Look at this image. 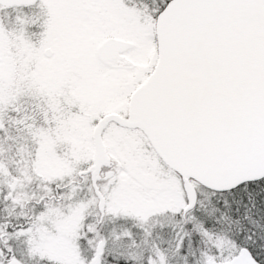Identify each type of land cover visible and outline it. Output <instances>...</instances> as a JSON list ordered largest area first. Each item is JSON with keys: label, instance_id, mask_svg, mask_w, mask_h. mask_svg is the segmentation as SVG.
I'll list each match as a JSON object with an SVG mask.
<instances>
[{"label": "snow or ice", "instance_id": "1", "mask_svg": "<svg viewBox=\"0 0 264 264\" xmlns=\"http://www.w3.org/2000/svg\"><path fill=\"white\" fill-rule=\"evenodd\" d=\"M0 264H264V0H0Z\"/></svg>", "mask_w": 264, "mask_h": 264}]
</instances>
